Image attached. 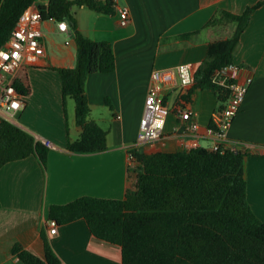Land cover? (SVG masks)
<instances>
[{
	"label": "crops",
	"instance_id": "obj_1",
	"mask_svg": "<svg viewBox=\"0 0 264 264\" xmlns=\"http://www.w3.org/2000/svg\"><path fill=\"white\" fill-rule=\"evenodd\" d=\"M112 1V15L83 6L71 8L75 29L90 40L110 42L115 56L112 72L93 73L85 81L88 119L107 132L106 150L100 153L72 154L65 148L67 138L76 140L80 129L74 122L73 100H66L64 115L61 81L55 69L75 66V29L68 21H64L65 31H60L53 20L38 25L44 55L37 65L20 73L17 82L25 94L10 123L35 140L49 141L50 147L45 171L33 156L0 168V264H22L10 254L15 243L42 257L41 234L61 264H122L120 247L94 238L83 219L59 224L56 232L49 234V207L85 196L123 200L131 148L145 155L191 150L193 137L186 133V122L177 117L181 103L196 114L201 128L195 139L197 146L209 147L212 142L203 131L221 104L210 89L193 90L192 86H174L163 93L167 113L160 138L153 143L136 142L149 74L185 63L195 71L207 47L202 41L186 46V35L200 30L217 10L238 15L262 0ZM46 2L36 0L35 5ZM120 7L129 11L125 26L118 24ZM239 41L233 62L252 73V83L227 131V145L248 153L244 164L246 200L252 214L264 221V5L251 12Z\"/></svg>",
	"mask_w": 264,
	"mask_h": 264
},
{
	"label": "trees",
	"instance_id": "obj_2",
	"mask_svg": "<svg viewBox=\"0 0 264 264\" xmlns=\"http://www.w3.org/2000/svg\"><path fill=\"white\" fill-rule=\"evenodd\" d=\"M35 2L1 0L0 47L23 10ZM74 5L101 15L114 14L112 0H47L36 7L41 21H68L75 29ZM262 5L264 0L238 15L217 10L200 30L186 35V46L202 41L207 47L193 72V90L215 92L210 75L233 62L251 12ZM75 43V66L55 69L61 81L64 115L66 100H73L74 122L80 129L76 140L67 138L65 148L72 154L100 153L106 150L107 132L88 119L85 81L90 74L112 72L115 56L110 42L90 40L76 29ZM21 87L14 84L24 95ZM216 98L220 103L224 94ZM48 152L49 147L27 131L0 121V168L33 156L45 171ZM131 153L134 159L128 163L123 200L85 196L50 206L48 218L57 225L83 219L94 238L120 247L122 264H264V221L252 214L246 200V151L197 147L171 153ZM41 238L42 257L20 243L11 246L10 254L22 264H61L46 237L41 234Z\"/></svg>",
	"mask_w": 264,
	"mask_h": 264
},
{
	"label": "built area",
	"instance_id": "obj_3",
	"mask_svg": "<svg viewBox=\"0 0 264 264\" xmlns=\"http://www.w3.org/2000/svg\"><path fill=\"white\" fill-rule=\"evenodd\" d=\"M119 25L125 26L129 22V11L125 7L117 9ZM41 21L40 13L35 4L27 6L11 32L8 40L0 47V121L11 122L10 116L22 107L21 95L14 88L20 73L25 67L37 65L44 55L41 44V33L38 25ZM66 23L59 22L60 31L66 30ZM193 66L189 63L181 64L171 69H154L149 74V88L144 97L143 115L139 119L137 143H153L160 138L167 110L162 101L163 93L170 88L191 87L194 84ZM210 83L215 88V96L224 94V100L210 117V124L204 129L203 135L212 142L206 147L208 150L217 151L232 147L227 145V131L233 119L240 111L241 105L252 83V73L234 62L212 72ZM180 122H186V133L193 137L191 149L197 148V137L200 126L195 120L196 114L186 104L181 103L177 110ZM46 146L50 142L43 140ZM128 153V163L134 157ZM49 234H54L57 223L48 220L46 223Z\"/></svg>",
	"mask_w": 264,
	"mask_h": 264
},
{
	"label": "rangeland",
	"instance_id": "obj_4",
	"mask_svg": "<svg viewBox=\"0 0 264 264\" xmlns=\"http://www.w3.org/2000/svg\"><path fill=\"white\" fill-rule=\"evenodd\" d=\"M44 1H46V0H38L39 3H42V2H44ZM72 14H73V12H72ZM73 18H75L74 15H73ZM74 20H75V19H74Z\"/></svg>",
	"mask_w": 264,
	"mask_h": 264
},
{
	"label": "water",
	"instance_id": "obj_5",
	"mask_svg": "<svg viewBox=\"0 0 264 264\" xmlns=\"http://www.w3.org/2000/svg\"><path fill=\"white\" fill-rule=\"evenodd\" d=\"M0 2H1V0H0Z\"/></svg>",
	"mask_w": 264,
	"mask_h": 264
}]
</instances>
